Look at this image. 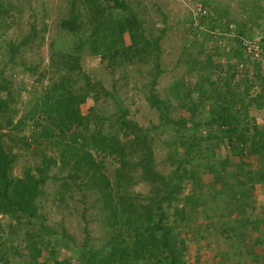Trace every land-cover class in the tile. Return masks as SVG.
<instances>
[{"label": "trees", "instance_id": "obj_1", "mask_svg": "<svg viewBox=\"0 0 264 264\" xmlns=\"http://www.w3.org/2000/svg\"><path fill=\"white\" fill-rule=\"evenodd\" d=\"M17 9L9 0H0V32L2 25L7 26L5 16ZM163 16L166 21V14ZM208 20L212 29L223 28L217 17L209 16ZM192 21L190 12L187 23L192 36L202 35L205 45L199 51L206 58H197L190 66V71L198 74L195 85L184 79L176 81L170 87L169 99L161 98L155 90L162 73L160 43L166 26L148 36L144 20L126 0H73L69 15L61 23L66 34L77 38L76 50L85 52L89 45L88 51L114 70L136 59L152 58L156 76L147 84V91L151 104L160 111V125L144 127L129 119L126 109H121L117 120L110 124L111 129H107V114L96 106L84 113L83 105L89 98L99 101L102 93L107 97L111 92L88 75L85 85L76 87L80 77L73 72L65 73L30 101L16 121L20 113L18 104L23 102L0 72V213L19 221L24 219L30 226L29 233L37 236L30 245L29 264H75L72 257L59 258L55 251L58 244L70 249V242H60L43 222L46 216L41 212L39 198L48 193L45 185L49 180L61 182L57 195L62 199L72 190L68 183L72 181L77 190L84 191L83 198L90 194L106 213L105 246L95 249L87 242L79 252L80 264H188L185 256L189 243L181 237L180 229L186 226L193 210L204 205L213 210V202L222 194L228 197L226 206L231 212L247 214V200L254 195L256 184L264 183V124L260 126L252 114L254 101H260L264 95L253 100L247 96L254 87L253 77L262 82L264 77L260 65L251 62L246 71L249 77L235 81L239 69H225L222 61L216 60L219 51H206L210 33L196 32ZM239 34L252 36L245 29ZM18 51L20 45L10 46L12 60ZM240 52L237 47V58ZM73 59L65 64L75 71L80 64ZM172 103L175 109L171 108ZM177 109L180 113L173 115ZM30 124L32 135L20 136ZM169 127L173 134L163 142L170 148L169 157L176 168L167 174L156 167L153 132ZM216 130H222L223 136L215 134ZM5 136L32 149V155L37 157V164L27 167L22 176L11 173L17 157L6 149ZM224 149L230 155L220 159L218 155ZM255 154L260 165L256 170L246 169L245 177L236 179L237 168L245 172L246 162L242 159L236 166L234 158ZM115 161L120 165L116 166ZM138 169L151 186L147 195L132 189L131 174ZM207 175L209 180L205 179ZM186 189L192 192L186 194ZM206 190L212 192L210 198L205 195ZM226 224V234L235 229V223ZM3 236L0 232V263H9Z\"/></svg>", "mask_w": 264, "mask_h": 264}, {"label": "rangeland", "instance_id": "obj_2", "mask_svg": "<svg viewBox=\"0 0 264 264\" xmlns=\"http://www.w3.org/2000/svg\"><path fill=\"white\" fill-rule=\"evenodd\" d=\"M9 1L17 5L19 9L11 10L5 16L7 26H1L0 72L3 73V79L9 80L10 84H8L14 94L18 95V100L23 102L18 104L20 113L16 121L20 119L25 108L29 107L30 101L51 88L54 82L65 73L73 72L75 77H80L76 87L84 86L85 76L88 75L92 80L100 81L111 92V95L107 97L102 93L99 101L89 98L83 105L84 113H88L95 106L100 112L106 113L107 129H111L109 126L117 120L121 109H126L127 117L144 127L160 125V111L151 104L147 91V84L156 76V66L152 58L136 59L134 63H127L124 67L119 66L114 70L108 67L107 63L102 62L100 57L92 55L88 51L89 45L85 52L76 50L77 38L62 30L61 23L69 15L73 0ZM126 1L139 12L144 20L148 36L152 33L155 35L159 28L167 27L160 43L162 73L158 75L155 85V90L161 98H172L170 87L181 79L194 86L198 80V74L196 71H190V66L197 58L201 60L206 58L205 53L200 54L199 51L200 46L205 45L202 35L192 36L187 23L192 5L195 3L204 2L207 5L209 16L217 17L219 26L223 27L219 29L221 32L230 29L231 25L235 26L238 34L243 29L254 35L264 31V0ZM77 5H81V2ZM83 9L85 10L86 7ZM116 11L119 12V10ZM163 13L166 14V21ZM87 17L85 15V19ZM239 35L247 36L246 34ZM209 40L206 51H219L215 45L210 46ZM13 44L20 45V51L12 60L9 48ZM237 47L240 49L236 42L231 51L226 53L219 51L216 60L222 61L225 69H234L236 66L238 55H235V49ZM71 57L77 64H80V68L75 71L69 70L65 64ZM248 64L251 66V61ZM260 68V74L264 77V68ZM246 77H249L247 73L241 76L243 81ZM253 78L254 82L251 85L254 87L247 96L252 100L257 99L260 94L264 95V82L258 77ZM235 81L239 82L236 78ZM195 95L197 96V92ZM173 103L171 108L175 109ZM260 103H264V98H260L258 102L254 101L252 106V114L256 120L264 113V106H259ZM179 113L177 109L173 115ZM260 126H263L261 122ZM31 127V124L25 126V129L19 133L20 136L30 137ZM113 129H118V127L114 126ZM6 130L9 129L4 131ZM171 134L173 131L170 127L160 128L153 132L156 137L154 146L156 167L160 172L167 174L176 168L169 157L170 148L163 142ZM215 134L223 136L222 130H216ZM29 140L31 141L30 138ZM4 141L8 152L17 157L11 172L13 176H22L27 167L37 164V157L32 155V149H26L20 142L10 141L8 136H5ZM228 155L230 152L224 149L218 156L222 159ZM242 159L248 164L245 163L243 173L237 168L239 174L236 179L244 178L245 173H248L246 169L256 170L261 163L258 155H246L234 158L236 166L241 163ZM112 164L114 165V162ZM115 165L118 166L120 163L116 162ZM131 175L134 177L132 189L145 195L149 194L151 186L142 179V171L135 170ZM205 179L209 180V176H205ZM68 183L72 190H68V195L62 199L57 195L61 182L49 180L45 185L48 193L39 198V203L42 206L41 212L46 216L43 222L51 227L50 231L55 233L54 235L60 239V242H70V249H65L61 244L56 245L55 241L50 239V243L56 245L55 251L60 255L59 258L72 257L75 264H80L79 252L87 242L93 244L95 249L105 246L108 226L104 222L106 213L101 209V203H97L90 194L83 198L84 191L77 190L72 181ZM189 189H186L184 193L192 192ZM206 192L205 195L210 198L212 192L210 190ZM253 194L247 200V214L239 211L231 212L226 206L228 197L222 194L218 196L217 201L213 202L215 204V206L212 205L213 210L204 205L192 211L186 226L180 229L181 237L186 238L189 243L190 250L185 256L188 264L198 262L203 264H264V183L256 184ZM258 220L261 221L260 224ZM246 221L250 223L246 224ZM226 222L235 223V229L228 234L224 229ZM29 227L24 219L19 221L10 214L0 213V232L4 234L3 241L8 248L7 256H10L9 263L0 264H29L30 245L33 240L37 239L34 233H29ZM44 254L47 253L44 252Z\"/></svg>", "mask_w": 264, "mask_h": 264}, {"label": "built area", "instance_id": "obj_3", "mask_svg": "<svg viewBox=\"0 0 264 264\" xmlns=\"http://www.w3.org/2000/svg\"><path fill=\"white\" fill-rule=\"evenodd\" d=\"M192 24L196 29V32L201 33L209 32L210 46L213 45L220 47L223 52L231 51L232 46L237 42L239 44L241 55L237 61L236 68L239 72L236 75V79H242L241 76H245L250 64L249 61L256 62L260 67L264 68V32L259 35L248 37L241 36L235 30V26L231 25L230 29H225L221 32L219 29H212L209 23V11L207 5L203 2H197L192 5ZM229 40V41H228ZM258 122L264 124V113L259 116Z\"/></svg>", "mask_w": 264, "mask_h": 264}, {"label": "clouds", "instance_id": "obj_4", "mask_svg": "<svg viewBox=\"0 0 264 264\" xmlns=\"http://www.w3.org/2000/svg\"><path fill=\"white\" fill-rule=\"evenodd\" d=\"M264 32V31H263ZM262 32H258L256 35H259V34H261ZM256 35H254V34H252V36H248V37H253V36H256ZM218 49H219V51H222V52H220V53H226V52H223V50L220 48V47H218V46H216ZM241 53V52H240ZM241 55V54H240ZM239 60V58H237V61ZM237 63V62H236ZM237 65V64H236ZM263 76V75H262ZM256 79V78H255ZM257 123H259L258 122V118H257ZM260 124V123H259Z\"/></svg>", "mask_w": 264, "mask_h": 264}]
</instances>
